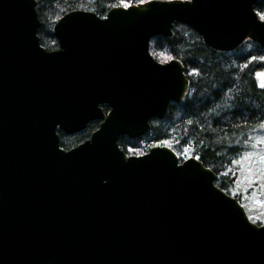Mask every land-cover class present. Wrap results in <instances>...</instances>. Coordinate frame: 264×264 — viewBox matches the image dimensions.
<instances>
[{
	"label": "water",
	"instance_id": "1",
	"mask_svg": "<svg viewBox=\"0 0 264 264\" xmlns=\"http://www.w3.org/2000/svg\"><path fill=\"white\" fill-rule=\"evenodd\" d=\"M258 0H147L101 17L72 10L38 35L36 0H0V264H264V223L168 146L128 155L189 91L153 37L186 24L209 47L264 48ZM107 107V112L104 110ZM91 136L60 146L57 129Z\"/></svg>",
	"mask_w": 264,
	"mask_h": 264
},
{
	"label": "trees",
	"instance_id": "2",
	"mask_svg": "<svg viewBox=\"0 0 264 264\" xmlns=\"http://www.w3.org/2000/svg\"><path fill=\"white\" fill-rule=\"evenodd\" d=\"M36 1L41 21L38 35L49 50L57 47L53 27L65 13L80 9L104 17L115 2ZM255 9L260 18L264 16V0H258ZM172 30L171 36L153 37L150 50L160 62L173 58L182 62L189 91L181 101L171 103L163 119L151 120L149 133L138 138L121 136L119 145L128 155H140L160 145L172 148L181 160L199 156L216 173V185L242 202L237 189V193L231 192L239 175L237 163L252 148L258 133L264 131L259 127L264 121V76L257 75L264 73V48L247 39L232 51H219L206 45L186 24L175 22ZM165 140L167 145L157 143ZM190 152L192 155H188Z\"/></svg>",
	"mask_w": 264,
	"mask_h": 264
},
{
	"label": "rangeland",
	"instance_id": "3",
	"mask_svg": "<svg viewBox=\"0 0 264 264\" xmlns=\"http://www.w3.org/2000/svg\"><path fill=\"white\" fill-rule=\"evenodd\" d=\"M259 139H264V131L258 133L253 144L256 145L237 163L239 175L237 177L236 186L231 192H238L243 196L240 202L245 208L249 219L258 224V221L264 223V161H260L259 157L264 155V143H257ZM256 177L257 179H253ZM233 196V195H232ZM235 197V196H234Z\"/></svg>",
	"mask_w": 264,
	"mask_h": 264
},
{
	"label": "flooded vegetation",
	"instance_id": "4",
	"mask_svg": "<svg viewBox=\"0 0 264 264\" xmlns=\"http://www.w3.org/2000/svg\"><path fill=\"white\" fill-rule=\"evenodd\" d=\"M58 47L59 45L57 44L56 48ZM104 110L107 112V109L104 108ZM100 122V120H93L89 122L84 129L72 134L58 128L57 133L60 139V146L68 150L79 145L91 136V134L99 127Z\"/></svg>",
	"mask_w": 264,
	"mask_h": 264
},
{
	"label": "snow or ice",
	"instance_id": "5",
	"mask_svg": "<svg viewBox=\"0 0 264 264\" xmlns=\"http://www.w3.org/2000/svg\"><path fill=\"white\" fill-rule=\"evenodd\" d=\"M140 3H147V0H115V2L112 3V8L115 9V13H113V14H119L121 12V10H124V9L131 11L136 4H140ZM261 18L264 19V16H262ZM196 71H197V69H192V72L195 73ZM257 75L258 76H264V73H257ZM262 86H264V85H262ZM259 127L262 130H264V121L260 122ZM157 143H162L164 145H167L168 141L167 140L158 141ZM236 143H239V141H236ZM244 143L247 144L248 141L245 140ZM257 143H264V139H259L257 141ZM252 147H253V149H255L256 145L253 144ZM188 155H192V153L190 152V153H188ZM247 155H252V153L249 152V153H247ZM195 158L199 159V156H196ZM259 160L264 161V155L260 156ZM233 163H236V161H233ZM253 179H257V178L253 177Z\"/></svg>",
	"mask_w": 264,
	"mask_h": 264
}]
</instances>
